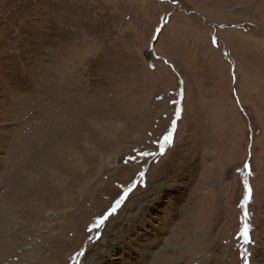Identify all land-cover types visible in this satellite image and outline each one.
<instances>
[{"label": "rangeland", "instance_id": "374dc122", "mask_svg": "<svg viewBox=\"0 0 264 264\" xmlns=\"http://www.w3.org/2000/svg\"><path fill=\"white\" fill-rule=\"evenodd\" d=\"M67 148L65 214L6 208L22 151ZM2 174L0 264H264V0H0Z\"/></svg>", "mask_w": 264, "mask_h": 264}, {"label": "bare ground", "instance_id": "6f19581e", "mask_svg": "<svg viewBox=\"0 0 264 264\" xmlns=\"http://www.w3.org/2000/svg\"><path fill=\"white\" fill-rule=\"evenodd\" d=\"M22 150H23V148H22ZM51 150L52 151L49 152L51 154V156H49V157H51V158H49L47 156V159L46 158L41 159V157H40L41 153L38 151H33V150L29 151L28 150L29 152L26 155V153H24V154L22 153L24 151L23 150L18 155V157L22 158L21 160H23V158H24L23 164L20 162L21 165L19 163V165L17 167L13 166L12 171H10V169L8 171V172L12 173L11 181L7 182V184L9 185L11 190L8 192H6V191L4 192V194H5L4 195L5 197L3 199L4 204L7 206L6 208H8L10 210L15 209L21 218L24 215L27 216L28 214L32 213V215L36 214L35 215L36 219H38V218L40 219L43 217V215L49 209V207H52L51 209H52L54 215H55V213L57 214V212H59V209L64 210L62 208H66L67 206H69L71 204V201H72L73 191L71 190V188L69 186L72 182L71 177H73V175H74L75 178H77V180H78L77 184H80L82 186L86 182V176L88 174H91L92 170L95 169V168H92V169L87 168L86 163H85L86 159L84 160V157L82 156V154H79L78 152H76L72 148H70V149L67 148L66 154L64 153V155L59 154L58 152H56L53 149H51ZM83 150H84V152H86L85 147ZM18 152H20V150ZM52 152H53V155H52ZM55 157L60 159V162H57L55 160ZM30 159H33V160L30 161ZM11 161H12V159H11ZM9 164H10V162H9ZM5 167L9 168L10 166L5 165ZM7 168L2 173L7 171L8 170ZM13 175H15V176H13ZM6 176H7L6 174H2L0 176V178L6 177ZM8 177H10V176H8ZM44 185H47V188L50 189V191L46 192L44 194V196H41V193L43 190L42 188ZM35 193L37 195H39L40 197L36 196ZM8 194L13 195V196H11V201H6V197L8 196ZM55 199H57V202H55ZM10 203L14 207L9 206ZM63 213L65 214V210L63 211ZM53 214L51 216H53V218H54L55 216ZM192 215H193V217H192L193 218V221H192L193 225L200 223L203 220L202 214L201 213L199 214V212L197 210L192 211ZM143 218H145V217H143ZM146 220L148 221L149 219H146ZM140 221H141V219L140 220L138 219V222L136 221L137 227H134V229H136V232H135L136 237L134 235L131 236L129 234V232L125 234V236L128 237L126 243L131 244L133 242H137V239H138L141 244H144V242L146 240V235H145L146 233H144V232L147 231L149 227H147L146 229L143 228L140 230L139 226L143 227L144 222H146L144 220H143L144 221L143 223ZM151 228L155 229L154 230L155 232L157 230L161 229V227L158 224L151 225ZM25 231L27 232V230H25ZM15 234L18 237L21 234V232H17V230H15ZM195 242L196 241H193V244L189 245L190 246V251H189L190 254H188V255L191 257L195 254V251L197 250V247H198V246L195 247V245H197ZM144 248H145V245H142V249L138 250V251H140V253L144 254V253H146V250H143ZM128 250L129 249L123 250L122 252H120V256H119L120 264L121 263L122 264H129L127 261L128 259L125 258L123 255L124 252H126ZM165 250L166 249H162L161 251H165ZM167 251L168 250H166V252ZM166 252H164V253H166ZM157 257H160V259H161L162 255L158 254ZM166 258L170 259L169 257H166ZM174 259H177L178 262H182L183 260H185L187 258L184 256V254L180 253V254H177L174 257ZM178 262L173 263L172 260H170L169 264H178Z\"/></svg>", "mask_w": 264, "mask_h": 264}, {"label": "snow or ice", "instance_id": "6c2138e0", "mask_svg": "<svg viewBox=\"0 0 264 264\" xmlns=\"http://www.w3.org/2000/svg\"><path fill=\"white\" fill-rule=\"evenodd\" d=\"M177 114L179 115V110H177ZM175 123V122H173ZM172 137H173V132L172 131H168L167 135L164 136V144H171L172 143ZM164 144H161L160 145V148H161V152H163V149H164ZM141 155H149V153H141ZM245 167H247V165H245ZM248 192L250 193L251 192V189H247ZM117 203H119V201H117ZM245 240L247 242V235L245 234Z\"/></svg>", "mask_w": 264, "mask_h": 264}]
</instances>
